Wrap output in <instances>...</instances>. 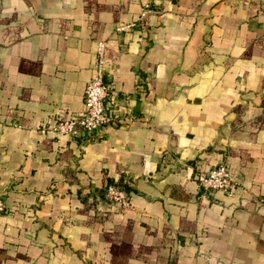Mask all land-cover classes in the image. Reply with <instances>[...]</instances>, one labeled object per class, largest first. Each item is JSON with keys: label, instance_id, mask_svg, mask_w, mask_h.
<instances>
[{"label": "crops", "instance_id": "obj_1", "mask_svg": "<svg viewBox=\"0 0 264 264\" xmlns=\"http://www.w3.org/2000/svg\"><path fill=\"white\" fill-rule=\"evenodd\" d=\"M99 42L122 108L41 132ZM221 161L239 186L202 192ZM0 200V264H264V0H0Z\"/></svg>", "mask_w": 264, "mask_h": 264}, {"label": "built area", "instance_id": "obj_2", "mask_svg": "<svg viewBox=\"0 0 264 264\" xmlns=\"http://www.w3.org/2000/svg\"><path fill=\"white\" fill-rule=\"evenodd\" d=\"M117 29H122L118 27ZM103 43L97 45L96 59L93 65V75L85 85L83 93V109L74 116L55 119L52 123L39 127L56 134L66 135L82 141L92 140L97 132L110 123L115 114L122 108L119 99L112 94V85L107 81L101 55ZM129 119V116L127 120ZM198 186L202 192H222L232 195L239 186L237 176L228 168L226 162L221 161L209 169L198 180ZM105 200L116 205L119 211L130 207L127 193L113 184H107L102 191ZM4 211V205L0 200V213Z\"/></svg>", "mask_w": 264, "mask_h": 264}, {"label": "trees", "instance_id": "obj_3", "mask_svg": "<svg viewBox=\"0 0 264 264\" xmlns=\"http://www.w3.org/2000/svg\"><path fill=\"white\" fill-rule=\"evenodd\" d=\"M109 184L116 185V186H118L119 188H121L122 190H124V191H125V188L123 187V185H122L121 183H117V182H111V183H109ZM125 192H126V191H125Z\"/></svg>", "mask_w": 264, "mask_h": 264}]
</instances>
